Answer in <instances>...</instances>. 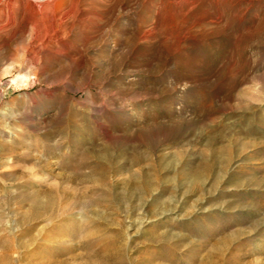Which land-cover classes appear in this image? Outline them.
Returning <instances> with one entry per match:
<instances>
[{"label":"rangeland","instance_id":"rangeland-1","mask_svg":"<svg viewBox=\"0 0 264 264\" xmlns=\"http://www.w3.org/2000/svg\"><path fill=\"white\" fill-rule=\"evenodd\" d=\"M30 1L0 0V264H264V0Z\"/></svg>","mask_w":264,"mask_h":264},{"label":"bare ground","instance_id":"bare-ground-1","mask_svg":"<svg viewBox=\"0 0 264 264\" xmlns=\"http://www.w3.org/2000/svg\"><path fill=\"white\" fill-rule=\"evenodd\" d=\"M54 1H57V0H43V2H44L43 4L33 3L30 1L31 2L30 4L32 6L33 11L36 14H38V13H41L43 10L47 9L48 7H50Z\"/></svg>","mask_w":264,"mask_h":264}]
</instances>
